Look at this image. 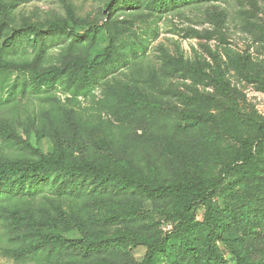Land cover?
I'll use <instances>...</instances> for the list:
<instances>
[{
  "label": "trees",
  "instance_id": "16d2710c",
  "mask_svg": "<svg viewBox=\"0 0 264 264\" xmlns=\"http://www.w3.org/2000/svg\"><path fill=\"white\" fill-rule=\"evenodd\" d=\"M222 2L226 0H106L103 23L83 32L74 11L70 21L19 28L10 21L9 8L0 4V103L4 83L14 74L23 77L14 80L13 95L18 87L48 90L64 83L78 97L106 80V103L112 101V109L140 122L134 134L143 130L146 140L150 136L146 133L156 132L151 144L136 136L125 138L124 128L120 133L102 131L95 143L118 157L115 171L94 163L70 166L61 156L46 154L38 161L0 162V221L8 234L7 245L0 246L3 258L20 264H223L227 251L237 264H264V157L256 161L252 152L240 150L217 179L210 178L202 165L207 148L202 145L204 119L213 111L206 106L219 104L218 98L210 95L205 101L195 96L189 117L171 130L172 116L162 115L147 98L159 88L157 75L134 85L112 77L133 57L136 66L147 49L146 39L132 41L121 18L129 14L135 26L207 7L213 31L206 39L211 40L228 22L225 10L213 9L214 3ZM190 32L201 38L198 31ZM55 42L64 44L59 63L44 66ZM167 56L168 61L162 60L164 72L201 82L214 80L205 61L186 60L183 54L180 60ZM211 56L217 65L222 62ZM239 64L247 65V60ZM59 115L63 114L52 118ZM73 115L78 114L68 110L65 117ZM260 132L256 150L263 151L264 127ZM50 187L52 197L44 193ZM228 187L230 197L225 198L219 191ZM217 196L223 197L224 208L214 202ZM198 205L206 208L202 223L195 218ZM153 209L174 225L168 237L146 235ZM140 245L148 248L143 262L131 253Z\"/></svg>",
  "mask_w": 264,
  "mask_h": 264
},
{
  "label": "rangeland",
  "instance_id": "374dc122",
  "mask_svg": "<svg viewBox=\"0 0 264 264\" xmlns=\"http://www.w3.org/2000/svg\"><path fill=\"white\" fill-rule=\"evenodd\" d=\"M105 1L0 0V4L9 8L10 21L19 28L33 24L47 28L59 21H70L74 11L78 29L83 32L103 23L106 18L103 11ZM213 7L215 10H225L223 12L228 14V22L211 40L206 39L208 32L213 31L207 19L210 11L207 7L184 14H166L162 19L146 20L142 25L135 26L134 18L129 14L121 18L127 23V34L132 41L135 38L146 39L147 49L136 66L133 57L131 64L122 67L112 77L134 85L144 82V78L157 75L159 88L152 90L147 98L162 115L172 116L174 127L169 125L171 130H174L177 121L189 117L190 104L195 96L199 94L198 97L206 101V96L215 95L219 104L206 106L213 111L204 119L206 142L202 141V145L207 144V148L201 161L207 175L217 179L240 150L249 154L252 152L256 161L264 157V150H256L257 139L262 137L260 129L264 127V0H226L214 3ZM192 30L198 31L201 38L191 37ZM63 46L61 42L52 45L44 66L59 63ZM210 53L219 56L222 62L217 65ZM180 54L193 62L205 61L208 66L204 67L214 80L201 82L164 72L162 60L168 61L167 55L180 60ZM243 59L247 60V65L240 66ZM20 77L23 76L14 74L8 78L1 93L4 102L0 103V162L38 161L41 154H46L61 156L70 166L94 163L103 169H119L118 157L112 153L106 154L96 146L95 141L105 129L120 133V128L128 133L125 138L134 139V130L140 122L112 109V101L106 103V80L78 97L68 92L64 83L48 90L31 86L23 91L22 87H18L13 95L11 86ZM68 110H75L78 115H73V119L65 117ZM55 113L64 116L52 118ZM49 120L58 124H50ZM44 122L47 126H44ZM151 122L155 124L156 119ZM137 134L141 142L154 144V130L146 133L150 135L146 140L143 130ZM248 144H252V148ZM229 182L230 179L227 184ZM53 190L50 187L44 193L52 197ZM230 191L228 187L219 193L229 198ZM223 197L214 198L221 208H224ZM129 203L133 201L129 200ZM169 210L171 207L166 209V213ZM150 214L152 221L148 222L150 233H146L147 236L165 238L174 231V225L167 216L154 209ZM205 215L206 208L198 205L195 209L196 221L204 222ZM7 242V229L0 221V246H6ZM147 252L148 248L141 245L131 249L138 262L144 261ZM0 264L20 263L0 255ZM223 264L237 263L229 252L224 251Z\"/></svg>",
  "mask_w": 264,
  "mask_h": 264
}]
</instances>
